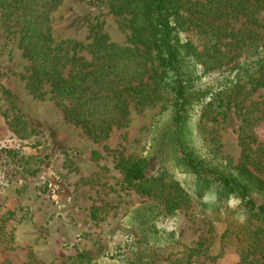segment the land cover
<instances>
[{"label":"rangeland","instance_id":"obj_1","mask_svg":"<svg viewBox=\"0 0 264 264\" xmlns=\"http://www.w3.org/2000/svg\"><path fill=\"white\" fill-rule=\"evenodd\" d=\"M181 1L180 38L200 53L194 86L224 87L222 93L232 100L218 121L193 112L186 134L191 133L196 153L230 170L246 165L260 183L253 197L262 203L264 84L255 76L230 80L248 55L249 35L264 42V11L255 25L242 15L214 19L206 0ZM112 3L60 0L49 15L53 38L86 47L98 25L111 42L139 53L130 13L114 12ZM207 13L212 27H197L195 21ZM10 24L0 7V264L239 263L246 244L237 236L244 232L248 242L251 230L264 221L245 213L238 198H223L213 175L197 178L181 163L171 138L160 139L170 116L169 92L160 81L163 64L155 49L137 59L138 71L145 73L137 83L147 81L151 97L144 103L129 98L122 124L116 117L108 134L96 137L65 117L48 86L42 97L30 92L31 64ZM82 54L91 57L87 49ZM5 148L17 149L29 162L18 166L6 158ZM127 158L145 161V188L125 179L118 162ZM149 206L154 208L148 211ZM155 211L161 213L159 231L151 232ZM230 227L233 232L223 236ZM260 245L264 249V239ZM256 257L261 260V252Z\"/></svg>","mask_w":264,"mask_h":264},{"label":"trees","instance_id":"obj_2","mask_svg":"<svg viewBox=\"0 0 264 264\" xmlns=\"http://www.w3.org/2000/svg\"><path fill=\"white\" fill-rule=\"evenodd\" d=\"M59 3L60 0H0V7L11 22L8 29L11 30L13 26L31 64L26 82L30 92L42 97L48 86L67 119L80 124L90 135L105 136L110 126L115 124L116 117V124H122L120 119L127 111L129 98H137L138 103H144L151 97L150 92L145 90L147 84L144 82L147 81L142 78L137 83L140 75H145L141 73L143 70L138 71L137 59L155 49L163 64L160 81L169 92L166 110H169L170 116L164 127L166 132L160 139L171 138L181 154V163L197 178H203L204 174L213 175L215 186L217 190L219 187L223 198H238L245 213L264 221V202L258 203L253 197L254 185L260 183L247 166L241 165L230 170L196 153L191 133L186 134L193 112L201 111L202 117L218 121L220 115L226 117L232 100L231 94L224 96L222 93L224 87L194 86L201 60L196 46L183 41L179 35L182 1L113 0L111 7L114 12L131 15L132 42L138 45L136 51L139 53H133L132 47L126 48L111 42L98 25L91 29L90 42L86 47L77 40H55L50 30L49 15ZM205 6H208V12L213 11L214 19L242 15L256 25L259 24L257 14L264 11V0H206ZM194 24L201 28L212 27V23L208 25V13L201 15ZM249 37V41L244 44L249 47L248 55L235 67L234 77L230 81L255 76L260 84H264V42L261 43L259 36ZM83 49L89 51L90 58L82 54ZM147 78L150 79L151 75ZM243 121L241 138L244 151H247V119ZM4 150L6 158L18 166L29 162L25 155H18L17 149ZM144 164V160L133 158L120 159L118 162L125 179L143 188L147 185ZM152 208L149 206L147 210ZM160 215V212L157 215L155 211L149 231H159L156 218ZM143 222L144 225L149 223L148 219ZM231 232L230 227L223 236ZM242 233L243 236L237 237L246 245L241 248V260L237 264H264V249L260 245L264 239V226L252 229L248 242ZM259 252L261 260L256 257Z\"/></svg>","mask_w":264,"mask_h":264}]
</instances>
